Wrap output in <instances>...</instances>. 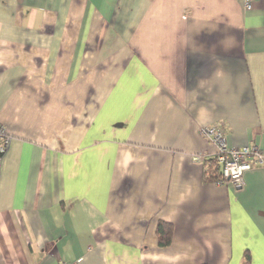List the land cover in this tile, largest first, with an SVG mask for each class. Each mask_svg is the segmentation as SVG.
<instances>
[{"label":"crops","instance_id":"0c3cea01","mask_svg":"<svg viewBox=\"0 0 264 264\" xmlns=\"http://www.w3.org/2000/svg\"><path fill=\"white\" fill-rule=\"evenodd\" d=\"M218 122L264 152V0H0V264H264Z\"/></svg>","mask_w":264,"mask_h":264},{"label":"built area","instance_id":"2783aa9c","mask_svg":"<svg viewBox=\"0 0 264 264\" xmlns=\"http://www.w3.org/2000/svg\"><path fill=\"white\" fill-rule=\"evenodd\" d=\"M225 123H215L201 128L202 135L216 146L215 159L220 166L221 178L217 182H231L236 187L245 185V174L257 166L264 165V152L258 144L229 145ZM11 142L10 135L0 126V176L2 159ZM195 159H200L196 157ZM79 261L59 264H78Z\"/></svg>","mask_w":264,"mask_h":264},{"label":"trees","instance_id":"16d2710c","mask_svg":"<svg viewBox=\"0 0 264 264\" xmlns=\"http://www.w3.org/2000/svg\"><path fill=\"white\" fill-rule=\"evenodd\" d=\"M215 162L216 164L214 163V161L212 162V165L209 167V170H207L206 172V177L208 181H215L221 178V174L217 166L218 163L217 161ZM158 236H159V243L162 246H167L168 244H170L172 240L173 227L167 223H161L158 229ZM250 263H251L250 256L246 255L243 264H250Z\"/></svg>","mask_w":264,"mask_h":264}]
</instances>
